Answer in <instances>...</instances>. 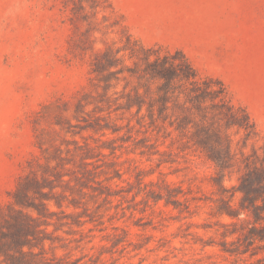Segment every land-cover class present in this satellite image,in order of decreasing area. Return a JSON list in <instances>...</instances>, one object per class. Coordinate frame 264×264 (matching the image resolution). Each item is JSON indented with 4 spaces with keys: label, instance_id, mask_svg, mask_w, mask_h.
<instances>
[{
    "label": "rangeland",
    "instance_id": "obj_1",
    "mask_svg": "<svg viewBox=\"0 0 264 264\" xmlns=\"http://www.w3.org/2000/svg\"><path fill=\"white\" fill-rule=\"evenodd\" d=\"M101 1L103 8L73 0H0V215L9 213L18 182L41 178L42 165L50 164L63 173L56 192L67 213L96 218L83 227L54 231L50 225L58 237L55 249L47 245L50 256L81 264H264L263 250L222 251V223L231 218L217 214L214 165L172 145V128L158 133L146 108H128L126 95L137 83L129 74L134 61L125 57L119 66L125 70L107 93L92 70L103 49L128 43L124 24L144 45L162 46V54L183 50L201 75L221 80L249 112L260 132L247 141L250 153L264 141V0ZM232 134L239 152L246 139L235 129ZM115 170L121 179H109ZM139 172L145 181L181 185L199 200L180 212L164 200L146 205L142 195L109 203L95 196L102 185L136 186ZM238 173L236 166L226 184H235ZM73 199L80 206L66 207ZM114 226L126 230H120L125 245L106 238Z\"/></svg>",
    "mask_w": 264,
    "mask_h": 264
},
{
    "label": "trees",
    "instance_id": "obj_2",
    "mask_svg": "<svg viewBox=\"0 0 264 264\" xmlns=\"http://www.w3.org/2000/svg\"><path fill=\"white\" fill-rule=\"evenodd\" d=\"M73 1L79 5L87 3L93 8L104 7L101 0ZM123 26L128 43L118 48L107 46L92 62L99 85L107 93L113 80H120L119 74L125 69L119 66L125 57L134 61L135 66L129 69V74L137 79V83L131 86L126 95L128 108L137 107L138 113L146 108L147 116L158 127V133L166 125L172 128L168 134L175 133L172 145L177 142L181 151L192 150L191 154L203 157L215 167L213 184L217 186L219 194L217 214L231 218V221L222 223V251L238 256L264 251V141L259 147H253L250 153L245 151L247 141L260 136L249 112L232 100L221 80L201 75L183 50H167L162 54V46L144 45L128 30L126 24ZM125 88L128 89L129 85L126 84ZM234 129L243 132L246 139L239 152L234 146ZM56 160L59 164L62 162L59 156ZM82 163L88 164L85 157ZM236 166H239L237 182L227 185ZM42 172L41 178L28 175L18 182L11 195L9 213L4 217L0 215L1 262L81 264L79 258L56 254L50 256L47 245L49 243L50 249L56 248L54 243L58 237H53L52 233L61 226L76 224L83 227L87 222L94 223L96 218L88 215V219H82L85 212L67 213L64 196L56 192L58 182L61 184L63 181L62 171L45 164L42 165ZM115 172L109 179L116 176L122 178L120 170ZM74 179L79 180V177ZM110 185L96 187L95 196L109 203L120 196L125 198V194L133 195L135 201L142 195L146 205H150L151 201L157 204L164 200L166 205H173L180 212L190 210L191 200H199L187 195L190 191H185L181 185L167 181L161 184L154 180L145 181L141 172L137 174L136 186L128 188L117 184L118 188L114 189ZM52 204L58 210L52 209ZM71 206L78 208L80 205L73 199L66 205ZM109 209L107 207L105 211ZM50 225L54 226L53 232L48 229ZM114 229L106 238L112 241L113 246L125 245L122 232L126 233V230L119 226H114ZM258 242H263V246ZM140 247L135 245V248Z\"/></svg>",
    "mask_w": 264,
    "mask_h": 264
}]
</instances>
